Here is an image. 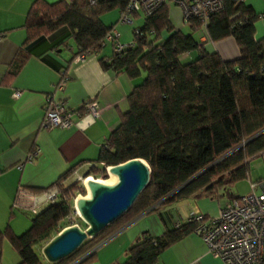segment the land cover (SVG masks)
<instances>
[{
	"label": "trees",
	"instance_id": "16d2710c",
	"mask_svg": "<svg viewBox=\"0 0 264 264\" xmlns=\"http://www.w3.org/2000/svg\"><path fill=\"white\" fill-rule=\"evenodd\" d=\"M126 2L99 0L90 5L88 0H58L54 4L34 0L23 24L24 45L65 28L76 47L75 56L95 52L109 32L99 16L123 9ZM255 18L237 0H223L222 10L209 17L205 36H232L240 52L235 59L222 60L215 52H205L191 32L174 29L167 19V5H162L143 17L141 26L133 27L132 47L113 53L107 64L102 62L138 82L97 161L108 167L132 158L143 159L150 170L149 180L125 212L56 264L91 261L96 246L160 201L177 200L198 189L221 191L230 199L240 196L231 193L232 186L248 179L249 160L264 154V38L254 39ZM190 21V30H197L198 23ZM217 26L222 29L213 34ZM135 28L140 32L138 37L133 34ZM191 52L195 56L189 61H180V56ZM23 60L19 49L4 80L15 75ZM74 168L45 188L57 186V200L33 215L22 234L14 235L9 227L0 232V243L5 240L10 245L18 264H47L39 253L41 248L60 232L63 220L71 214L68 201L77 193L84 195L76 182L67 188L60 185ZM98 170L91 167L87 174ZM196 227V221L187 220L162 237L140 236L125 250L120 264H155L164 250Z\"/></svg>",
	"mask_w": 264,
	"mask_h": 264
},
{
	"label": "crops",
	"instance_id": "0c3cea01",
	"mask_svg": "<svg viewBox=\"0 0 264 264\" xmlns=\"http://www.w3.org/2000/svg\"><path fill=\"white\" fill-rule=\"evenodd\" d=\"M33 1L0 0V218H5L6 214L12 218L14 210H18L12 208L18 186L38 193L52 185L70 167L75 166L73 172L61 181L65 186L82 178L90 165L103 168L97 161L101 147L118 125L119 114L127 110V96L138 82L130 80L123 72L103 65L102 62L107 64L113 54L109 42L82 59L75 58L76 47L65 28L24 45L26 35L23 24ZM43 1L54 4L58 0ZM241 3L256 16L254 39L264 38V0H242ZM138 17L131 16V37L128 40L125 28L118 20L117 9L101 14L99 21L109 31H117V42L124 45L132 40L134 21ZM167 19L174 29L184 34L190 33L182 31L184 23L177 6L167 4ZM141 20L134 27L141 26ZM220 28L213 27V34ZM199 31L196 40L203 45L205 52H215L222 60L240 56L232 36L209 39L205 32ZM108 43L110 47L106 45ZM19 49L24 56L23 63L11 79L4 80L7 67ZM143 76L144 73H141ZM61 80H65L64 85L56 89ZM16 91L20 95L13 99L12 93ZM49 96L60 99L71 109L70 127L41 126L44 102ZM87 100L109 106L98 119H94L82 110V104ZM33 147H38V157L16 168ZM252 159L248 162V179L243 180L245 188L238 189L242 181L235 183L231 188L233 195L246 194L249 181L264 180V159L262 164L255 165L251 170L249 165ZM254 191L259 192V188L256 187ZM230 200L229 194L221 191L206 193L198 189L177 200L160 201L153 209L138 215L97 246L94 258L85 264L120 263L125 250L140 236L162 237L177 224H184L191 212L205 218L216 217ZM11 231L15 233L12 228ZM19 261L15 251L3 240L0 243V264H18ZM155 264L223 263L208 254L200 238L189 234L164 250Z\"/></svg>",
	"mask_w": 264,
	"mask_h": 264
},
{
	"label": "built area",
	"instance_id": "2783aa9c",
	"mask_svg": "<svg viewBox=\"0 0 264 264\" xmlns=\"http://www.w3.org/2000/svg\"><path fill=\"white\" fill-rule=\"evenodd\" d=\"M97 1L99 0H88V3L94 5ZM237 1L241 2L242 0ZM167 4H173L179 8L184 24L189 26L190 20H194L198 23L197 30L203 32L209 17L220 12L223 8V0H127L124 8L118 10V20L121 23L131 24L132 14L149 16L160 6ZM133 34L136 37L140 36L137 28L134 29ZM118 37L117 31L110 30L105 34L100 46L109 42L112 45L113 53L118 54L123 49L134 45L132 40L128 44H119ZM85 55L87 53H81L75 58L82 59ZM64 83L65 80H61L56 89L62 88ZM19 95L20 92L16 91L12 93V98L16 99ZM108 106H101L95 100H87L82 104V110L92 118L98 119ZM71 112V109L63 101L49 96L44 102L41 126L43 128H68L71 126ZM38 155V147H33L16 165V168H21L24 163H31ZM91 167L93 165H90L87 170ZM107 168V166H103L106 172ZM60 185L66 187L62 182ZM248 186L249 191L246 194L228 201L216 217L204 218L203 215H196L192 212L188 215V221L197 222V227L192 235L200 238L206 246L208 254L223 264H263L264 262V180L249 182ZM256 187L259 188V192L254 191ZM58 192L59 189L55 185L38 193L18 186L12 201V208L32 216L36 215L48 205L56 202ZM66 218L72 219L68 216ZM72 226L80 229L76 224ZM80 261L81 259L72 264H78ZM115 264L120 263L116 262Z\"/></svg>",
	"mask_w": 264,
	"mask_h": 264
},
{
	"label": "water",
	"instance_id": "95a60500",
	"mask_svg": "<svg viewBox=\"0 0 264 264\" xmlns=\"http://www.w3.org/2000/svg\"><path fill=\"white\" fill-rule=\"evenodd\" d=\"M149 172L143 159L132 158L108 166L107 173L114 176L111 183L87 179L84 184L87 195L73 200L74 211L85 224V229L70 226L61 230L41 248L44 261L47 264L60 262L85 240H90L109 226L132 205L148 183Z\"/></svg>",
	"mask_w": 264,
	"mask_h": 264
},
{
	"label": "rangeland",
	"instance_id": "374dc122",
	"mask_svg": "<svg viewBox=\"0 0 264 264\" xmlns=\"http://www.w3.org/2000/svg\"><path fill=\"white\" fill-rule=\"evenodd\" d=\"M173 5V4H172ZM141 19H143V15L142 14H140L139 15V17L134 21V19H133V21H134V25H133V27L134 26H136V25H138V24H140L141 23ZM120 24H122L123 25V27L125 28L124 30H125V35L127 36L126 38H127V40H128V38H130L131 37V33H130V30H131V28H132V26H131V24H128V23H121L120 22ZM122 27V26H121ZM120 28V27H119ZM123 30V31H124ZM182 31L183 32H191L192 33V37L194 38V39H197L198 38V36H199V33H200V31L199 30H190V28H189V26L188 25H186V24H183V26H182ZM123 38V37H122ZM128 42V41H127ZM125 44V43H124ZM108 47H110V44L108 43V44H106ZM104 47V46H103ZM102 47V48H103ZM101 48V49H102ZM193 56H195V53L194 52H191L189 55H187V54H184V55H182V56H180V61L181 62H187V61H189L190 59H191V57H193ZM263 159H264V156L263 157H260V156H258V157H256V158H253L251 161H250V165H249V167L251 168V170H252V168L255 166V165H257V164H262V161H263ZM83 176H88L87 178H84V177H82V178H80V179H78V180H76L75 182H76V184H77V186L78 187H81V188H83V190H84V195H87V190L84 188V186H83V184H84V181L86 180V179H88V178H92V179H96V180H99V181H102V182H104V183H111L110 181H111V175L110 174H108L102 167H100L99 168V170H98V173H96V174H87V173H85ZM72 183H74V182H72ZM71 183V184H72ZM68 186H70V185H68ZM68 186H66V188L68 187ZM243 188H245V181H242L240 184H239V187H238V189H240V190H242ZM84 195H80L79 193H77V194H75V197H74V199L76 198V197H79V196H84ZM73 199V200H74ZM73 200H70V201H68V203H69V205H70V208H71V214L70 215H68V217H72V219H67V218H65L64 220H63V222H62V224L60 225V231L62 230V229H64V228H67V227H70V226H72V225H74V224H76L81 230H84L85 228L83 227V225L85 226V224L82 222V220L79 218V216H77V214L74 212V206H73ZM9 214L7 215L6 214V216H5V218L3 217H1L0 218V232H2L3 230H5V228L6 227H8L7 225H9V229L11 230V228L13 229V231L15 232L14 233V235H16V236H18V235H20V234H22L27 228H28V226H29V222H30V219L33 217L32 215H30L29 213H26V212H23V211H19V210H14V212H13V216H12V218H9ZM9 221H10V223H9ZM13 233V232H12ZM38 252V251H37ZM40 254H41V252H39Z\"/></svg>",
	"mask_w": 264,
	"mask_h": 264
},
{
	"label": "bare ground",
	"instance_id": "6f19581e",
	"mask_svg": "<svg viewBox=\"0 0 264 264\" xmlns=\"http://www.w3.org/2000/svg\"><path fill=\"white\" fill-rule=\"evenodd\" d=\"M109 174V173H108ZM111 175V174H110ZM112 177H111V181L110 182H113L114 181V176L113 175H111ZM88 177V176H87ZM87 177H85V178H87ZM88 179H90V178H88ZM87 180V179H86ZM85 180V181H86ZM85 181H84V184H85Z\"/></svg>",
	"mask_w": 264,
	"mask_h": 264
}]
</instances>
